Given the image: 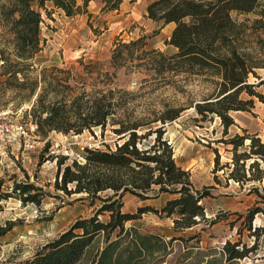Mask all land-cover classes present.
I'll use <instances>...</instances> for the list:
<instances>
[{
  "label": "trees",
  "instance_id": "1",
  "mask_svg": "<svg viewBox=\"0 0 264 264\" xmlns=\"http://www.w3.org/2000/svg\"><path fill=\"white\" fill-rule=\"evenodd\" d=\"M48 1L0 0V26L7 35L0 45L1 74H7V79L31 70L30 61L42 48L40 8H45ZM51 1L66 15L74 16L97 0H83L82 5H78L77 0ZM100 1L106 11L118 9L123 2ZM146 10L147 16L161 27L172 22L176 24L166 39L167 45L177 49L175 53L147 48L146 36L129 42L118 40L110 56L114 72L89 70L91 74L97 73L95 79L103 78L99 83H93L91 90L86 88L87 81L77 80L71 69L66 71L57 67V85L54 77L41 85L42 91L31 110L38 133L47 136L57 131L67 135L89 130L96 135L95 129H99L100 135L106 136L109 130L113 144H105L104 149L86 147L84 160L74 159L67 163L68 156L58 158L57 187L67 195L86 194L85 198L99 200L101 206L95 215L77 219L20 264H79L99 236L104 238L106 245L97 251L89 264H142L146 253L154 251L148 242L155 236L132 232L125 227L126 223L154 211L160 215H176L177 227H193L198 217L205 219L202 201L211 195L208 189H195L191 172L177 163L175 149L165 133L166 123L178 120L186 109L193 108L202 120L220 117L224 133H228V128L236 124L230 112L247 110L254 105V100L244 99L242 94L256 95L264 101V95L255 89L256 85H264V80L255 84L250 82L251 75L260 78L256 68L264 67V59L254 60V52L264 55L262 42H258L260 49L257 46L253 52L248 50L244 45L248 26L233 17L234 13L255 14L253 24L259 23L264 28V0H154ZM123 67L148 70L156 82L163 80L165 84L179 87V83L186 82L187 78L198 76L213 88L189 104L165 102L161 109L147 106L140 111L134 102L136 92L114 82L116 70ZM179 76L184 79H176ZM38 86L40 82L36 80L32 90L37 91ZM247 139L249 144H245ZM219 141L233 147L232 161L225 165L229 167V178L240 184L264 181V142L260 137L244 134ZM248 159L253 161L248 163ZM219 160L216 149L214 172L220 170ZM5 183L6 180L0 177V209L2 202L10 197L24 205L41 206L48 194L42 185L30 180H14L9 188H5ZM250 191L259 194L264 203V194L259 187L254 184ZM127 193L142 199L165 193L175 197L167 200L161 210L149 206L132 213L122 210V198ZM261 211L264 208L259 205L252 208L244 220L255 240L252 246L242 240H228L223 246L227 263L244 259L264 242V227L254 228L252 224ZM105 212L110 213L109 219L101 220L100 215ZM10 227L0 226V239ZM116 232L117 237L113 238ZM123 235L128 238L124 243Z\"/></svg>",
  "mask_w": 264,
  "mask_h": 264
},
{
  "label": "rangeland",
  "instance_id": "2",
  "mask_svg": "<svg viewBox=\"0 0 264 264\" xmlns=\"http://www.w3.org/2000/svg\"><path fill=\"white\" fill-rule=\"evenodd\" d=\"M78 1L82 3V0ZM150 1L137 0L136 4L128 0L122 10L106 11L102 9L103 3L99 0L97 6L92 4L83 8L81 13L69 17L46 3L45 8H40L42 48L30 61L33 65L31 70L25 75L21 73L7 79V74H1L3 62H0V112L11 115L19 122H25L36 141L33 149H26L24 144L0 143V177L6 180L5 188L11 187L14 180H30L42 185L48 193L41 206L34 203L24 205L14 197L2 202L0 226L11 227L0 239V264H20L43 243L67 230L77 219L93 216L100 208L99 200L85 198L86 194L67 195L57 187L60 171L58 158L68 156L67 163L74 159L84 160L86 147L104 149L105 144H113L111 132L107 130L106 136H102L99 129H95L96 135L89 130L67 135L54 131L43 136L38 133L31 110L42 91L41 85L48 83L53 77L54 84L57 85L56 67L66 71L71 69L77 80L87 81L88 90H91L93 83H99L103 79H95L97 73L91 74L89 70L114 72L110 56L118 40L129 42L146 36L147 48L175 53L177 49L167 45L166 39L170 37L176 24L161 27L150 19L146 10ZM233 17L237 22H245L248 26L244 36V45L248 50L253 52L261 41V50L264 52V28L259 23L253 24L257 16L234 13ZM5 34L6 30L0 26V45L7 36ZM258 48L260 49L259 46ZM254 57L255 61L264 59L261 53L254 52ZM256 70L260 78L251 75L250 82L254 84L264 80V67ZM116 73L114 82L119 87L136 92L134 102L138 104L140 111L147 106L161 109L165 102L189 104L191 100L198 99L213 88V85L198 76L187 78L186 82L179 83V87L165 84L163 80L156 82L152 73L144 69L128 70L123 67L117 69ZM177 78L184 79L182 76ZM36 80L40 82V86L34 92L32 87ZM255 89L264 95V85H256ZM242 98L254 100V105L247 110L230 112L236 124L228 128V133H224L220 117L202 120L193 108L186 109L178 120L166 123L165 133L175 149L177 163L191 172L195 189H208L211 195L202 201L206 210L205 219L198 217V222L193 227H177L176 215H160L154 211L145 212L141 217L127 222L125 227L132 232L155 234L148 242L154 251L146 253L142 264H264L263 241L257 250L250 252L242 260L227 263L226 256L222 253L228 240H242L248 246L254 244V237L244 220L252 208L258 205L264 208L261 196L250 191L255 184L264 194V181L240 184L229 178V167L225 165L232 161L233 147L219 141L250 134L257 135L264 142V101L256 95L249 96L245 93ZM249 143L250 140L247 139L245 144ZM216 149L220 154V170L214 172L217 166ZM252 161L253 159H248V163ZM170 195L172 194L165 193L142 199L127 193L122 198V210L136 213L140 208L149 206L161 210ZM109 215L110 213L105 212L100 215V219L108 220ZM252 224L254 228L264 227V211L258 212ZM112 237L116 238L117 232ZM122 239L123 243L128 240L125 235ZM105 245L104 238L99 236L79 264H89L97 251Z\"/></svg>",
  "mask_w": 264,
  "mask_h": 264
},
{
  "label": "built area",
  "instance_id": "3",
  "mask_svg": "<svg viewBox=\"0 0 264 264\" xmlns=\"http://www.w3.org/2000/svg\"><path fill=\"white\" fill-rule=\"evenodd\" d=\"M3 142L10 145L24 144L26 149H33L36 144L25 122H19L11 115L0 112V143Z\"/></svg>",
  "mask_w": 264,
  "mask_h": 264
},
{
  "label": "crops",
  "instance_id": "4",
  "mask_svg": "<svg viewBox=\"0 0 264 264\" xmlns=\"http://www.w3.org/2000/svg\"><path fill=\"white\" fill-rule=\"evenodd\" d=\"M128 0H123V2L121 3V5H120V7L118 8V9H114L115 11H120V10H122L123 9V5L125 6V3L127 2ZM132 1V0H131ZM152 1H154V0H151L150 2H152ZM77 2H78V5H82L83 4V0H82V3H80L78 0H77ZM99 2V0H97V1H91L90 3H89V5H88V7L89 6H91L92 4H95L96 6H97V3ZM132 2H134V3H136L137 4V0L136 1H132ZM47 3H49V4H51V7H53L56 11H58V12H60V13H63L65 16H68V15H66L65 14V12H63L61 9H59V8H56L55 6H54V3H53V1H48ZM50 7V8H51ZM135 7V6H134ZM69 17V16H68ZM173 23V22H172ZM169 24H171V23H169ZM175 24V23H174ZM175 196L174 195H170L168 198H167V200H169V199H172V198H174ZM129 222V221H128ZM151 235H153V236H155V234H151Z\"/></svg>",
  "mask_w": 264,
  "mask_h": 264
}]
</instances>
